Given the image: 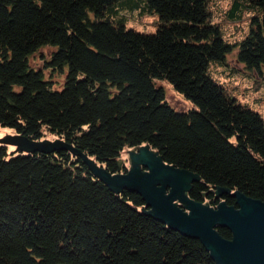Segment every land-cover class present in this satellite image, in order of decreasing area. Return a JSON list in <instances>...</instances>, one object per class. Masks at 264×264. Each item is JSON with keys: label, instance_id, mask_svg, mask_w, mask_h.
I'll list each match as a JSON object with an SVG mask.
<instances>
[{"label": "trees", "instance_id": "16d2710c", "mask_svg": "<svg viewBox=\"0 0 264 264\" xmlns=\"http://www.w3.org/2000/svg\"><path fill=\"white\" fill-rule=\"evenodd\" d=\"M118 1L0 0V124L28 139L59 138L112 174L148 144L199 176L187 192L195 201L236 206L234 191L264 201L263 119L208 73L237 45V60L264 76V0H247L258 13L239 42L223 38L208 0H143L159 15L154 32L106 15ZM46 46L56 47L47 76L30 65ZM156 78L194 107H172ZM148 210L70 149L9 155L0 143V264H216L199 239Z\"/></svg>", "mask_w": 264, "mask_h": 264}, {"label": "water", "instance_id": "95a60500", "mask_svg": "<svg viewBox=\"0 0 264 264\" xmlns=\"http://www.w3.org/2000/svg\"><path fill=\"white\" fill-rule=\"evenodd\" d=\"M0 143L14 144L17 147L13 151L17 152L70 149L111 190L137 192L150 215L184 235L199 239L216 264H264V201L239 191L231 192L236 206L221 201L213 207L195 201L187 192L199 176L165 163L148 144L129 150L127 171L112 174L59 138L33 140L17 133L3 136ZM217 225L227 227L231 237L221 236Z\"/></svg>", "mask_w": 264, "mask_h": 264}, {"label": "rangeland", "instance_id": "374dc122", "mask_svg": "<svg viewBox=\"0 0 264 264\" xmlns=\"http://www.w3.org/2000/svg\"><path fill=\"white\" fill-rule=\"evenodd\" d=\"M239 1V9L232 19L227 12L232 8L234 0H208V9L211 11L210 20L220 24L222 36L229 42H239L243 39L249 31L251 18L258 13L257 5L247 0ZM134 2H139L138 6L131 9L130 5ZM106 15L120 19L127 28L141 32H154L159 21L158 13L147 10L143 0H120L113 5L112 9L106 11ZM55 48V46L41 48L32 57L30 65L34 68H42L47 76L50 73V67L44 62L49 59L51 51ZM237 49L236 45L231 52L226 54V61H210L208 73L237 102L258 112L264 122V76L239 62L236 57ZM56 80L59 83L55 87L60 88L63 77H58ZM155 82L163 88L166 101L175 109L187 110L194 107V104L178 92L168 80L156 78ZM7 134L13 136L17 133L13 127L0 124V138ZM52 138L50 136L44 139ZM6 145L9 155L17 152L13 151L17 147L14 144Z\"/></svg>", "mask_w": 264, "mask_h": 264}]
</instances>
